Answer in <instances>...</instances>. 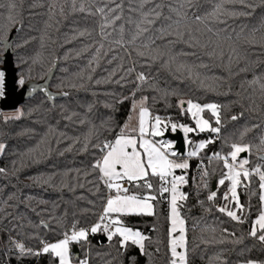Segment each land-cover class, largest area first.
Here are the masks:
<instances>
[{
  "label": "trees",
  "instance_id": "trees-1",
  "mask_svg": "<svg viewBox=\"0 0 264 264\" xmlns=\"http://www.w3.org/2000/svg\"><path fill=\"white\" fill-rule=\"evenodd\" d=\"M4 2L7 3V0ZM80 2L82 0H78V3ZM217 2L218 0H201L202 11L211 12ZM255 3L260 5V0H255ZM18 4L17 20L22 21L23 26L12 28L10 32L16 30L14 61L18 68L19 80H41L57 65L51 89L58 93L66 91L69 96L62 95L53 103L46 95L39 93L21 105L24 113L15 119L5 118L0 109V142L7 145L4 154L0 155V168L7 170V175H0V264H55L48 255L18 256V250L9 243L8 237L11 236L17 242L21 240L33 247H40L41 240L50 239L55 242L61 239L62 231L70 229L74 221L78 220L79 226H88L95 221L96 213H99L102 206L100 194H103L105 189L101 187L100 194L97 195L89 191L91 185L88 181L94 179V176L86 177L81 171L79 183H83L84 187H76L74 191L62 188L60 182L65 180L75 183V170L87 169L94 156L99 155L92 147V143L96 142L97 133L101 139L109 140L117 134L129 116L132 99L124 100L123 103L117 101L125 96L130 97L134 86L115 83L122 74V69L115 60L109 63L113 53L103 54L108 49L107 43L99 57H96L95 48L86 47L95 44L99 39V15L86 17L85 13L73 12L71 0H18ZM61 8L64 10L63 15L60 13ZM225 8L243 10L239 5L232 4H225ZM261 18H264V6H258L251 17L229 20L228 23L237 30L242 25L250 29L258 27ZM7 23L6 18H0V29ZM85 28L90 31L95 29L93 35L80 37L76 34V29L83 31ZM259 36L260 33H257V40ZM96 46L98 47V44ZM239 46L242 52L247 53V65L241 59L238 63L234 62L229 70L226 57L222 64L218 60L203 56L202 62L209 67L194 69L199 74V80H177L173 75L175 65L173 71L159 68L157 65L154 66L153 72L158 77L159 87L170 93L175 90L178 95H169L165 100L159 93L149 89L136 93V99L141 95L150 97L149 105L154 114L168 116L172 121L188 125H194V122L189 115H181L176 106L179 98L191 97L201 103L217 102L226 106L222 113L224 126L219 138L203 150L199 157L189 159V182L184 187V191L189 193V199L182 212L188 219L190 247L199 245L191 256V264H217L214 259L216 256L226 258L228 264H240L248 258L264 260V247L247 238L260 206L258 177L252 176L249 190L239 189L241 203L251 206V214L244 224H238L216 210L225 203L221 195H218L215 201L206 199L209 191L213 190L214 180L224 171L221 162L209 164L208 157L214 152L226 154L232 142H240V135L245 128L251 130L244 135L243 142H251L254 145L259 143V137L264 132L261 128L252 129L253 124L264 120V99H261L259 85L250 84L255 76H264V50L258 45H247L243 39L239 41ZM112 47L116 48L115 45ZM178 47L190 51L186 46ZM223 47L227 52V44H223ZM3 54V46L0 45V68L3 65ZM123 54V50H120V55ZM180 62L187 65L201 63L192 56L183 57ZM124 63L128 64L129 60L125 59ZM245 67L248 70L241 71ZM137 70H140L139 67ZM184 75L187 76V73ZM216 77L224 78L223 86H219ZM201 81L204 86H201ZM225 92L226 95L222 94ZM153 96L156 97V102L152 101ZM253 100L258 107L255 111H249L253 107ZM241 111L245 112L243 117L236 121L230 120V116ZM204 115L208 118L209 113ZM214 135L204 132L199 135L189 134V138L198 143ZM86 142L87 151L83 147ZM201 159L212 175L208 179L209 187L201 186L197 194V186L200 183L198 164ZM258 162L260 161L254 149L248 166L251 168ZM65 173L68 175L65 176ZM49 176H53L51 184L55 187L43 185L42 178ZM152 180L154 184L157 183L155 178ZM226 190L227 186L219 187L220 194ZM9 196L13 199L6 204ZM80 196L86 199H78ZM28 197L33 199L28 200ZM88 200L95 201V207L89 205ZM201 201L204 202L203 206ZM9 204L14 206L9 207ZM83 208H91V211L82 214ZM65 210L68 212L66 216L63 215ZM73 212L76 213L75 216L72 215ZM168 213V202L162 200L157 205L156 216L126 218L127 224L139 228L151 237L152 243L147 245L150 253H153L156 247L160 248V252L152 258V264H167ZM53 215L58 217L59 224L52 221ZM42 221L51 223L52 228H45ZM193 225L197 226L193 229ZM209 227H215L217 231H201ZM220 228H228L237 236H245L244 243H201V237L211 240L215 236L219 241ZM101 236L90 237L93 264H103L104 259L111 258L105 256L102 259L96 255L97 252L103 254L110 251L107 241L102 242ZM231 239L230 237L229 240ZM76 246L79 249V258H84L86 246L74 244V247ZM129 252L137 258V264H150L149 257L140 255L137 248L132 247ZM124 264H127L126 259Z\"/></svg>",
  "mask_w": 264,
  "mask_h": 264
},
{
  "label": "snow or ice",
  "instance_id": "snow-or-ice-1",
  "mask_svg": "<svg viewBox=\"0 0 264 264\" xmlns=\"http://www.w3.org/2000/svg\"><path fill=\"white\" fill-rule=\"evenodd\" d=\"M225 4L239 5L243 10L225 8ZM147 5L151 7H146ZM71 6L73 12L85 13L86 17L99 15V39L95 44L86 45V47L95 48L96 57H99L102 54L101 50L105 49V43L108 44V49L103 54L113 53L109 63L115 60L122 69V74L115 83L121 86L127 84L134 86L130 97L125 96L117 101V103H123L124 100L131 98L132 114L111 140L101 139L100 134H96V142L92 143V147L99 155L94 156L87 169L75 170L77 173L73 178L75 183L65 180L60 182L62 188L74 191L76 187H84L83 183H79L81 171L86 177L94 176V179L88 181L91 185L89 191L97 195L100 194L101 187L105 189L104 193L100 194L102 206L99 213H96L95 221L88 226H79V221H74L70 229L62 231L61 239L52 243L41 240L39 249L26 247L24 243L15 241L11 236L8 237L9 243L18 250V256L48 255L55 264H74V262L75 264H93L90 237L102 235L106 238L110 251L103 254L97 252L96 255L101 256L102 259L105 256L111 257L104 259L103 264H124L125 259L127 264H137V258L129 252L132 247L137 248L140 255L149 257L152 264V258L160 252V248L156 247L154 252L150 253L147 245L152 243L151 237L139 228L127 224L126 218L156 216L157 205L162 200H167L169 205L167 264H191V256L199 245L190 247L188 219L182 212L189 199V193L184 191V187L189 182L187 175L191 167L189 159L199 157L203 150L219 138L224 126L222 113L226 106L217 102L201 103L198 99L191 97L179 98L176 106L180 109L181 115H189L194 122V125H188L154 114L149 105L150 97L141 95L137 100L136 93L149 89L159 93L165 100L169 95H178L175 90L170 93L159 87L158 77L153 72L154 66L157 65L169 71H173V65H175L173 75L177 80L185 78L199 80V74L194 69L209 67L202 62L203 56L214 61L218 60L222 64L226 57L229 70L234 62L238 63L241 59L247 65V53L241 51L239 41L243 39L247 45H258L264 50V18H261L258 27L247 29V26L242 25L239 26V30L232 27L228 21L251 17L258 6H264V0H260V5H257L255 0H218L211 12L202 11L201 0H82L80 3L78 0H71ZM18 7V0H7V3L0 0V18H6L8 22L3 29H0V45L5 52H10L17 46L12 43L14 35L10 30L23 26V22L17 20ZM63 12L61 8V15ZM117 22L120 23L117 24ZM75 31L78 36L83 37L92 36L95 29L90 31L85 28L83 31L79 29ZM257 33H260L259 40L256 37ZM223 44H227V52L224 51ZM178 46H186L190 51H185ZM120 50H123V55H120ZM188 56L195 57L201 63L187 65L180 62L181 58ZM125 59L129 60L128 64L124 63ZM247 70V67L241 69V71ZM185 72L187 76L184 75ZM215 79L219 86H223L225 82L223 77ZM4 82L5 72L0 70V97L4 96ZM24 83V79L21 78L19 84L24 85ZM200 83L204 86L203 81ZM250 84L259 85L261 99H264V76H255ZM71 87L75 88L76 85ZM228 90L230 91V87ZM222 94L226 95L227 92ZM48 95L52 97L51 93ZM61 95L67 97L69 93L65 91ZM151 99L156 102L155 96ZM252 104L253 107L249 111H255L258 107L255 106L254 100ZM206 112L209 113L208 118H205ZM244 115L245 112L241 111L230 116V120L236 121ZM133 119L136 120L135 126L131 124ZM101 127L103 128V125ZM256 128L264 129V120L252 125V129ZM178 130L182 131L185 143L189 146L186 155L175 148V141L162 138L169 131L176 133ZM250 130L245 128L240 135V142H232L226 154L214 152L208 157L209 164L221 162L224 171L217 177V188L210 190L206 199L215 201L217 196L221 195L225 203L216 210L230 220L244 224L248 220V215L251 214V206L241 203L239 189L249 190L252 176L258 177L260 206L258 215L252 221L247 233V238L257 241L264 247V132L259 137V143L254 145L251 142H243L244 135ZM204 132L215 135L198 143H194L189 138V134L199 135ZM83 147L87 151L88 143L86 142ZM6 148L7 145L0 142V155L4 154ZM254 149L260 162L251 168L246 167L250 163ZM242 153L248 155L241 157ZM178 170L180 174H177ZM198 171L200 183L197 186V194L201 186L209 187L208 179L212 175L203 159L198 164ZM0 175H7V170L0 168ZM64 175L67 176L68 173ZM152 178L157 180L156 184L153 183ZM52 179L53 176L42 178L43 185L55 187L51 184ZM222 186H227V190L220 194L219 187ZM12 199L13 197L9 196L5 203ZM78 199L86 198L80 196ZM40 203H46V201H40ZM87 203L95 207V201L88 200ZM200 203L203 206L204 202ZM90 211L91 208L81 209L82 214ZM67 214L65 210L63 215ZM72 215L75 216L76 213L73 212ZM52 221L56 224L60 223L55 215L52 216ZM41 223L45 228H52L51 223L45 221ZM196 226L193 225V229ZM201 231L215 233L217 228L209 227ZM219 231L221 233L219 241L215 236L211 240L201 237V243L243 244L246 239L243 235L237 236L228 228H220ZM230 237L231 240H229ZM74 243L82 247L86 246L84 258H79L78 253L73 252L71 246ZM214 259L217 264H228L227 259H222L221 256H216ZM240 264H264V260L248 258Z\"/></svg>",
  "mask_w": 264,
  "mask_h": 264
},
{
  "label": "water",
  "instance_id": "water-1",
  "mask_svg": "<svg viewBox=\"0 0 264 264\" xmlns=\"http://www.w3.org/2000/svg\"><path fill=\"white\" fill-rule=\"evenodd\" d=\"M14 35L12 43L16 37V30L11 32ZM15 50L12 48L10 52H5L2 56L3 65L1 70L5 72V82H4V96L0 97V109L1 111H12L18 109L25 101L33 98L39 93L46 95L51 102H55L57 99L61 98V93L55 92L51 89V82L57 70V65L51 69L45 78L38 80L32 79L24 83V85H19L18 68L14 61ZM47 90V91H45ZM48 93L52 94L49 97ZM54 97V98H53ZM164 139H170L175 141V148L179 152L186 155L187 145L185 143L184 134L182 131H177L176 133H171L170 131L165 134ZM247 153H242L241 157L247 156ZM217 188V180L213 182V190ZM102 242H106V238L101 236ZM73 252L78 253V247H74Z\"/></svg>",
  "mask_w": 264,
  "mask_h": 264
},
{
  "label": "rangeland",
  "instance_id": "rangeland-1",
  "mask_svg": "<svg viewBox=\"0 0 264 264\" xmlns=\"http://www.w3.org/2000/svg\"><path fill=\"white\" fill-rule=\"evenodd\" d=\"M1 70V68H0ZM20 85V84H19ZM21 86V85H20ZM138 100V99H137ZM131 106H132V102H131ZM130 111H131V107H130ZM4 113V116L5 118L9 119V118H12V117H20L23 113H24V110H23V107L20 106L18 109H15V110H12V111H2ZM161 116V115H160ZM206 118V117H205ZM246 167H249L248 165ZM250 168V167H249ZM177 174H180L179 170L177 171ZM56 242V241H55ZM75 244V243H74ZM74 244H72V250H74ZM75 264V262H74Z\"/></svg>",
  "mask_w": 264,
  "mask_h": 264
},
{
  "label": "built area",
  "instance_id": "built-area-1",
  "mask_svg": "<svg viewBox=\"0 0 264 264\" xmlns=\"http://www.w3.org/2000/svg\"><path fill=\"white\" fill-rule=\"evenodd\" d=\"M161 117H168V116H161ZM166 140H170V139H166ZM187 149H188V145H187ZM43 241L48 242V243H52L53 242L50 239H44ZM18 242L24 243L26 247H31V248H34V249H39L41 247V246L40 247H33V246H31V245H29V244H27V243H25V242H23L21 240H18Z\"/></svg>",
  "mask_w": 264,
  "mask_h": 264
},
{
  "label": "crops",
  "instance_id": "crops-1",
  "mask_svg": "<svg viewBox=\"0 0 264 264\" xmlns=\"http://www.w3.org/2000/svg\"><path fill=\"white\" fill-rule=\"evenodd\" d=\"M132 113H131V111H130V113H129V115H131ZM129 117V116H128ZM128 117H127V119H126V121H125V123L128 121ZM124 123V124H125ZM123 124V125H124ZM131 124L133 125V126H135V124H136V120L135 119H133L132 121H131ZM163 138V137H162ZM157 139H161V137H157ZM164 139V138H163ZM188 150V149H187Z\"/></svg>",
  "mask_w": 264,
  "mask_h": 264
}]
</instances>
